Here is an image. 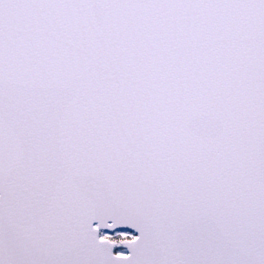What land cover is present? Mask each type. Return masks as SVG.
<instances>
[{"label": "snow or ice", "instance_id": "6c2138e0", "mask_svg": "<svg viewBox=\"0 0 264 264\" xmlns=\"http://www.w3.org/2000/svg\"><path fill=\"white\" fill-rule=\"evenodd\" d=\"M0 264H264V0H0Z\"/></svg>", "mask_w": 264, "mask_h": 264}, {"label": "water", "instance_id": "95a60500", "mask_svg": "<svg viewBox=\"0 0 264 264\" xmlns=\"http://www.w3.org/2000/svg\"><path fill=\"white\" fill-rule=\"evenodd\" d=\"M95 223V222H94Z\"/></svg>", "mask_w": 264, "mask_h": 264}]
</instances>
